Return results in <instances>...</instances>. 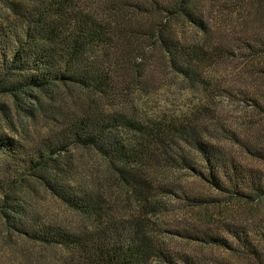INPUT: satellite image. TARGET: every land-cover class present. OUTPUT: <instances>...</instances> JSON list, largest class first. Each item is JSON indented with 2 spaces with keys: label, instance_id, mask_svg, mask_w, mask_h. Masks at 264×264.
Returning a JSON list of instances; mask_svg holds the SVG:
<instances>
[{
  "label": "trees",
  "instance_id": "trees-1",
  "mask_svg": "<svg viewBox=\"0 0 264 264\" xmlns=\"http://www.w3.org/2000/svg\"><path fill=\"white\" fill-rule=\"evenodd\" d=\"M250 1L259 24L250 48L264 57V0ZM203 6L202 0H0V96L12 98L27 121L41 113L47 124L45 133L28 138L0 132V220L53 250L52 264H264L254 235L264 222L186 233L234 260L211 263L171 249L142 215L119 214L112 186L79 157L85 150L100 155L127 189L140 188L163 166L236 199H264V172L242 166L212 141L206 120L147 118L136 109L134 94L159 78L157 49L162 64L193 84L202 83L206 60L228 50L223 40L212 41ZM243 95L264 114V88ZM246 148L264 160V147ZM42 192L78 219L45 214Z\"/></svg>",
  "mask_w": 264,
  "mask_h": 264
},
{
  "label": "rangeland",
  "instance_id": "rangeland-1",
  "mask_svg": "<svg viewBox=\"0 0 264 264\" xmlns=\"http://www.w3.org/2000/svg\"><path fill=\"white\" fill-rule=\"evenodd\" d=\"M202 1L212 27V41L223 40L228 50L206 60L201 70L202 83L193 84L162 64L163 56L157 49L159 78L155 85L134 94L136 109L140 116L147 118H202L209 124L212 141L242 166L264 172V160L246 148V145L264 147V114L251 101L243 99L244 93L254 95L264 88V57L250 48L259 27L254 6L250 0ZM0 103L6 105L4 109L0 107V132L16 139L45 133L44 114L27 121L12 98L0 96ZM225 129L232 131L240 141ZM79 157L89 171L96 172L112 186V207L125 216L142 215L157 239L171 249L205 256L211 263L215 258L234 260V256L222 248L195 240L186 233L216 230L226 223L254 228L264 222V199H236L189 172L162 166L155 169L140 188L127 189L117 175L108 171L107 161L100 155L85 150ZM38 198L49 217L66 223L78 219L51 193L42 192ZM263 231L254 235L264 253ZM55 256L53 250L7 230L0 220V258L4 261L29 258L30 264H52Z\"/></svg>",
  "mask_w": 264,
  "mask_h": 264
}]
</instances>
